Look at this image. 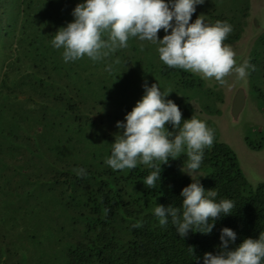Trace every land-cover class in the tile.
Returning a JSON list of instances; mask_svg holds the SVG:
<instances>
[{"label": "rangeland", "instance_id": "obj_1", "mask_svg": "<svg viewBox=\"0 0 264 264\" xmlns=\"http://www.w3.org/2000/svg\"><path fill=\"white\" fill-rule=\"evenodd\" d=\"M83 2L0 0V77L4 70L12 72L8 81L0 80V220L8 224L1 229L8 231L12 247L5 251L6 257L15 255L13 249L18 247L35 259L33 251L48 245L47 241L35 244L13 228L18 215L21 231V213L24 218L25 211L32 210L26 204L16 214L14 201L30 202L56 190L61 183L51 182L58 178L52 177L50 165H62L68 152H81L78 147L83 144L97 159L103 158L98 149L112 148L115 136L122 133L117 122L126 123V114L144 95L145 83L149 87L157 83L162 93H169L165 99L175 104L182 106L189 99L192 116L212 124L218 139L235 152L247 179L253 184L264 182V0H205L196 6L190 22L198 16L212 24L223 16L238 21L224 43L236 53L237 65L248 61L255 66L244 80H237L235 73L225 77L224 85L186 71L201 79L200 89L182 87L179 79L184 70L165 65L158 45L138 38L130 37L128 47L97 61L84 56L65 62L63 49L54 48L51 41L59 28L74 21L72 12ZM165 34L161 29L157 35L163 39ZM24 55L27 64L21 62ZM24 66L29 69L17 74ZM238 92L242 101L234 111ZM187 119L182 114V121ZM165 127L174 131L171 124ZM60 174L62 180L65 176ZM196 175L200 182L202 174ZM40 227L29 226V231L39 237ZM6 238L0 235L1 244Z\"/></svg>", "mask_w": 264, "mask_h": 264}, {"label": "trees", "instance_id": "obj_2", "mask_svg": "<svg viewBox=\"0 0 264 264\" xmlns=\"http://www.w3.org/2000/svg\"><path fill=\"white\" fill-rule=\"evenodd\" d=\"M203 20L206 23V17ZM219 20L227 21L232 28L238 25L237 20L231 22L224 16ZM23 57L21 62L27 64L29 59L26 55ZM28 69V66L18 68L17 74ZM11 73L10 69L4 70L0 80L8 81ZM201 83L199 77L193 78L185 70L181 72L179 84L182 87L200 89ZM8 95L10 92L6 97ZM188 100L184 99L182 106L179 102L176 105L190 119L192 107ZM6 105L7 101L1 107L4 109ZM204 122L214 131V142L204 150L197 171L202 174L200 184L206 191L213 189L218 193L216 202L227 198L235 205L230 214L209 220L214 224L210 233H205L203 226L194 227L182 238L170 217L168 224L161 226L153 211L157 205L181 207L183 197L180 193L192 183L184 172L188 160L186 152L161 164L156 187L148 188L143 181L153 169L138 162L134 169L113 170L105 163L111 149H98L103 158L97 159L94 151L83 144L78 147L81 152H68V159L62 165H50L52 177L58 178L51 182L61 183L56 190L47 197L36 195L30 202L16 199L12 204L18 206L16 214L24 205L28 204V210L32 206L31 211H25L26 217L21 213L24 225L21 231L16 214L13 228L35 244L47 241L48 245L44 250L35 247V259L18 247L13 249L15 255L9 253L6 257L5 251L8 253L12 248L11 239L8 231L1 229L8 224L0 220V235L7 236L5 245L0 242V264H58L59 261L64 264H204L205 253L217 255L222 251L220 235L225 227L237 236L234 243H229V250L238 247L246 238L258 239L264 232V182L251 183L235 152L218 139L210 122ZM80 168L85 170L86 176L78 177L73 171ZM59 173L65 176L62 180ZM137 222H141L142 227H133ZM40 225L42 230L39 237H35L29 226L38 229Z\"/></svg>", "mask_w": 264, "mask_h": 264}, {"label": "clouds", "instance_id": "obj_3", "mask_svg": "<svg viewBox=\"0 0 264 264\" xmlns=\"http://www.w3.org/2000/svg\"><path fill=\"white\" fill-rule=\"evenodd\" d=\"M205 0H85L78 3L72 15L74 21L55 33L52 45L63 49L65 62L87 56L97 61L110 51L128 47L129 38L157 44L159 59L170 68H179L201 75L203 79H215L226 83L225 77L235 73L237 80H244L248 69L255 66L248 61L237 65L236 53L224 43L233 31L227 21L217 20L207 24L202 16L190 22L196 6ZM174 22V23H173ZM166 33L163 39L158 32ZM169 93H162L157 83L150 87L145 83L144 95L116 127L122 133L115 136L111 155L105 163L113 170L134 169L142 163L153 169L144 179L148 188H155L160 179L161 164L169 158L176 159L186 152L188 157L185 171L192 183L180 193L183 197L180 208L157 205L154 214L159 224L165 226L171 218L177 233L184 238L193 228L204 227L210 233L215 220L221 214H230L234 202L230 199L215 201L218 193L205 190L197 179L205 148L214 142V131L193 115L182 121V112ZM171 124L174 131H168ZM78 177L86 176L83 168L74 169ZM182 209V211H181ZM142 227L141 222L133 225ZM236 233L230 228L221 230L222 251L213 255L205 253L204 264H262L264 262V232L258 239L246 238L233 250L229 243L236 241Z\"/></svg>", "mask_w": 264, "mask_h": 264}, {"label": "water", "instance_id": "obj_4", "mask_svg": "<svg viewBox=\"0 0 264 264\" xmlns=\"http://www.w3.org/2000/svg\"><path fill=\"white\" fill-rule=\"evenodd\" d=\"M242 101V97H241V92H238V95L235 97V107H234V111H237L239 105L241 104Z\"/></svg>", "mask_w": 264, "mask_h": 264}]
</instances>
